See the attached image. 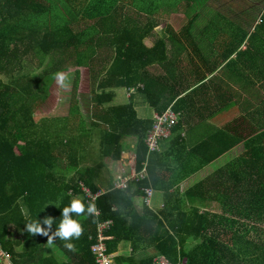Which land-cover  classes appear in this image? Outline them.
<instances>
[{
	"label": "trees",
	"instance_id": "trees-1",
	"mask_svg": "<svg viewBox=\"0 0 264 264\" xmlns=\"http://www.w3.org/2000/svg\"><path fill=\"white\" fill-rule=\"evenodd\" d=\"M211 1L0 0V264H97L91 246L98 221L109 219V252L134 241L133 255L117 264H153L155 256L135 257L143 239L174 264H264V11L247 29ZM178 15L188 19L180 31L167 24L147 43ZM72 66L69 114L36 120L54 79ZM84 67L92 80L90 121L79 102ZM121 88H135L158 114L169 107L181 113L170 135L180 148L150 155V179L102 192L98 167L84 164L92 134L100 136L102 159L114 161L122 160L123 139L134 137L140 171L156 121L140 118L132 99L112 105ZM185 112L210 125L191 131L197 140L190 148ZM239 146L183 197L179 187L168 193ZM81 184L101 193L98 217ZM151 185L166 192L164 208L140 214L135 197ZM191 236L200 242L187 249Z\"/></svg>",
	"mask_w": 264,
	"mask_h": 264
},
{
	"label": "rangeland",
	"instance_id": "rangeland-1",
	"mask_svg": "<svg viewBox=\"0 0 264 264\" xmlns=\"http://www.w3.org/2000/svg\"><path fill=\"white\" fill-rule=\"evenodd\" d=\"M208 6L224 12L232 19L237 20L239 23H242L247 29H251L253 24L257 20H259L261 12L264 11V0H213L209 3ZM209 11L210 8H207V10L204 11V14L206 16H209ZM187 21L188 19L185 15H178L169 18L168 20L166 19L162 21L161 26L156 29L155 37L147 39L148 44H152L155 39H158L159 37L164 35L167 24L172 25L176 31H180L186 25ZM202 22L206 23V20H202ZM71 68L72 69L70 71L63 72L56 79H54L52 85H50L49 87V96L47 101L35 114L36 120H39L43 117H65L69 114L74 85L77 77V68L73 66ZM80 72L81 77L78 90L79 102L81 110L83 111V115H85L86 119L90 121L92 107L91 75L89 69L86 67L80 68ZM152 72L160 74L158 73L157 67L153 68ZM142 97L143 96H141V94H136L134 97V101L132 99L136 108L140 106V108L137 109L138 114L142 117H147L149 115L148 113H150L149 116H152L155 112L154 109L147 102H145L147 101L145 100V97H143L144 99ZM129 102L131 101L127 97L126 89L121 88L117 90V96L112 105H119L121 103L127 104ZM142 102L145 103L143 106H141ZM166 139L168 138L163 139V141ZM132 140L133 139L129 137L127 143H131ZM243 149V146H239L238 148L232 150L229 155H236ZM84 150L85 166L98 167L99 172L97 178L95 179V183L100 188V190H102L103 192L106 191L108 188L112 187L114 179L118 176L120 177V175L122 174L119 170L122 166L118 162L113 161L109 156L106 157V159H102L100 154V136H98L97 134H92L91 138L89 139V145ZM128 155L122 154V159H125V156L127 157ZM102 164H104V166H101ZM111 166L113 167L112 172ZM124 170L128 174H130L129 168H124ZM204 175H206V172L204 173ZM83 198L84 197H80L78 199ZM48 249L49 247L46 248L48 254H52L53 251H49ZM5 260L10 261L8 258H6Z\"/></svg>",
	"mask_w": 264,
	"mask_h": 264
},
{
	"label": "crops",
	"instance_id": "crops-1",
	"mask_svg": "<svg viewBox=\"0 0 264 264\" xmlns=\"http://www.w3.org/2000/svg\"><path fill=\"white\" fill-rule=\"evenodd\" d=\"M153 44H154V42L152 44H150V45H153ZM117 90H119V89H117ZM117 90H116V96H117ZM126 92H127V97L129 99H133V101H134L135 95L138 94V93L129 94V92H128L127 89H126ZM145 102H147V101H145ZM123 104L124 103H121L119 105H123ZM144 104L145 103L142 102L141 106H143ZM138 108H140V106L137 107L136 109H138ZM156 113L157 112L155 111L152 116H149L150 113H148L149 115L147 114L148 115L147 117H145V116L142 117L139 114L138 115H139L140 118H155ZM182 114H184V120H183L184 127H183V130L182 131H183V134H185V135H183V137H185L186 140L188 141L189 144H187V146H188V148H190L191 145H192V143H195L194 141L197 140L196 136H193L192 133H191V131L192 130H195V133L197 131H199V133L200 132L204 133V132L210 130V125L209 124H206V125H203V126H199V118L198 117L192 119L193 117L190 116V115H188V114H186V112L185 113H182ZM176 135L178 136V133L177 132H176ZM128 138L129 137H126L125 139H123V144L126 145V148H125V151L123 152V155H128L129 153H136V149H135V141H136V139L134 137H130L133 140H132L131 143H127ZM173 140H175V134L172 137H170V138L162 141V143H161V149H160L159 153H163V154L170 153V154H173V155H177L176 150L179 151L180 146L179 145H176V144L172 145V141ZM230 152L228 154H230ZM229 157H230V155H228V156L227 155L222 156L221 159L218 160L217 162H215L214 164H210L209 166H207L206 168H204L203 170H201L199 173L195 174L191 178H189V179L181 182L178 186H176V188H174L175 190L174 189H169L168 190V193L169 194H177L178 192H177L176 189L179 187L180 188V190H179L180 192L179 193H180L181 197H183L185 195V193H187L189 190H191L195 185H197L198 183H200L202 181L207 180V178H209L211 175H213L222 165H224L227 162V160H229ZM125 159H126V156H125ZM125 159H122L121 161H115V162H118L122 166L121 169H119L121 171V173H122V174L120 173L121 174L120 175L121 177H126V176L129 175L124 170V168H127V167L124 166L125 165V162H126ZM112 168L113 167L111 166V172H112ZM204 171L206 172V175H204V173H205ZM114 173H116V172H114ZM118 177H116L114 179V183H113L112 187L108 188L107 190H110V189L114 188L115 183H116ZM96 178H97V176H96ZM154 190H155V193H154V197L152 199V204L151 205H149L148 202H147V200H145V194H144V196L138 195L137 197H135L134 207L136 209V212H138L140 214L143 213L144 208L147 207V206L151 207L152 210L155 211V212H159V210L161 208H164V195H165L166 192L163 191V190L162 191L161 190H156L155 188H154ZM210 194H211V196L212 195H216V190L212 191ZM188 204H190V203L188 202ZM190 207L191 206L189 205L188 206V210L190 209ZM182 208H184V206H182ZM204 212H206L205 209H203L201 211V213H204ZM212 212L220 213V211L217 210V209L212 210ZM109 236H110V239H111L112 236L111 235H109ZM199 242H200V240L196 239L194 236H191L188 239L185 247L187 249H191L195 244H197ZM133 243H134V241H132V240H122V241H120L118 243V247H117L116 251L111 252V254L114 256V262H115V264H117V259L118 258H121V257H123V258H129V257H131L133 255ZM139 244L141 245V247L138 248V250L136 251V254H135V257L137 259H144V258H148V257H151V256H156L155 255L156 254V251L149 246L150 245V240L143 239ZM48 250L49 251H53V252L55 251L54 248H50V246H49V249Z\"/></svg>",
	"mask_w": 264,
	"mask_h": 264
},
{
	"label": "built area",
	"instance_id": "built-area-1",
	"mask_svg": "<svg viewBox=\"0 0 264 264\" xmlns=\"http://www.w3.org/2000/svg\"><path fill=\"white\" fill-rule=\"evenodd\" d=\"M129 94L136 92L135 88L128 90ZM181 113H177L169 107L164 113L155 115V125L145 138V142L149 147V154L147 162L143 163V167L140 171L137 168V155L136 153H129L126 157L125 167L129 168L130 174L126 177H118L115 188L116 189H126L130 183L139 182L141 180L150 179L149 171V157L152 153L160 151L161 142L165 138H169L172 134V128L174 125L180 122ZM81 188L84 191V195L90 206L92 208V213L97 217L100 214V210L96 205L97 199L101 196V193H93L85 184H81ZM145 194V200L148 204H152V199L154 197L155 190L153 185L143 189ZM113 225L111 219L106 221H98L97 225V236L95 242L91 246V250L95 256L97 264H115L114 256L108 251L107 240L110 236L106 234V231ZM4 257L11 260V255L4 252ZM153 264H174L167 256L158 255L153 259Z\"/></svg>",
	"mask_w": 264,
	"mask_h": 264
}]
</instances>
